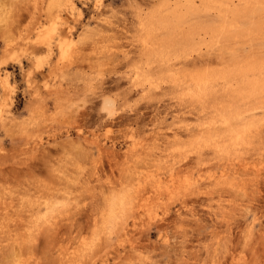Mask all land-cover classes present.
I'll return each mask as SVG.
<instances>
[{
  "label": "rangeland",
  "instance_id": "rangeland-1",
  "mask_svg": "<svg viewBox=\"0 0 264 264\" xmlns=\"http://www.w3.org/2000/svg\"><path fill=\"white\" fill-rule=\"evenodd\" d=\"M191 1L0 0V264H264V8Z\"/></svg>",
  "mask_w": 264,
  "mask_h": 264
},
{
  "label": "bare ground",
  "instance_id": "bare-ground-1",
  "mask_svg": "<svg viewBox=\"0 0 264 264\" xmlns=\"http://www.w3.org/2000/svg\"><path fill=\"white\" fill-rule=\"evenodd\" d=\"M201 1V0H200ZM227 1V0H226ZM225 1V2H226ZM194 1H191V0H175V2L174 3H171V0H164V2H163V8H166V10H167V12H168V16L169 17H171V19H170V24H176V23H179L180 21H183L185 18H186V16H188L189 14H191V13H195L196 12V7H195V4L193 3ZM209 1L208 0H202V3L203 4H206L207 5V3H208ZM211 2H213L212 0H211ZM218 2V1H217ZM216 2V4L218 5V3ZM220 2V1H219ZM229 2H232V0L230 1L229 0ZM228 2V3H229ZM236 2H237V0H236ZM202 3H200L199 2V4H201V7H202ZM214 3V2H213ZM232 3H234V2H232ZM238 3H240V5L241 6H235V4H234V6L235 7H233L232 5L231 6H226V7H224L225 5H221L220 3H219V6L221 5V6H223V8L224 9H227V10H229L227 13L225 12V11H223V12H225L227 15H229L230 17H228V19L230 18L231 19V17H232V24L230 25V24H228V27H229V25L230 26H232V29H233V27H235L236 29L237 28H239L240 26H242V25H245L247 22H248V20H249V18H250V16L249 15H253L254 16V14L253 13H250V14H248L247 13V10L248 9H251V10H253V11H256V10H258L259 8H264V0H238V2L236 3V4H238ZM223 4H226V3H223ZM230 4V3H229ZM196 5H197V3H196ZM209 5V4H208ZM263 5V6H262ZM220 6V7H221ZM199 8H200V6H198ZM206 7V6H205ZM205 7H203V8H205ZM209 7V6H208ZM207 7V8H208ZM215 7V6H214ZM220 7H218L217 9H219ZM212 9H213V7H211ZM211 8H209V9H211ZM223 9L221 8V11H222ZM202 11V10H201ZM210 11V13L212 12L211 10H209ZM214 11H215V9H214ZM204 13H205V11H203ZM202 12V13H203ZM219 13H220V10L218 11ZM217 12V13H218ZM209 13V12H208ZM222 13V12H221ZM258 13H260V12H258ZM198 14V13H197ZM224 14V13H223ZM226 14H224V16H226V18H227V15ZM262 14V13H261ZM201 15V14H200ZM223 16V15H222ZM258 17H260V16H258ZM221 19V18H220ZM233 20H234V24H233ZM155 21H157V22H159V19H156V18H154V17H152V18H150V22H149V24L151 25L152 23H154ZM168 22V21H167ZM183 23V22H182ZM224 23H226L225 21H224ZM164 24H166V22H164ZM164 24H162V25H164ZM170 24L169 23H167V27H169L170 26ZM189 24V23H188ZM255 24V23H254ZM262 25H264V24H262ZM247 26H249V25H247ZM246 26V27H247ZM171 27V26H170ZM178 27V26H177ZM211 27H213V26H211ZM221 27V26H220ZM244 27V26H243ZM246 27H244V28H246ZM195 28V27H194ZM225 28V27H224ZM242 28V27H241ZM240 28V29H241ZM248 28V27H247ZM229 29V28H228ZM213 30V29H212ZM230 30V29H229ZM253 30V29H252ZM261 30V28H259V30H257V31H260ZM54 31H55V28L53 27L52 28V31H49L48 32V34L46 35V39L47 40H45L46 41V43H47V50L49 51V52H52L53 51V44H52V34L54 33ZM58 31V37H57V40L56 41H58V44H57V46H59L60 48H62L63 47V44H65V41L63 40V36H64V30L62 29H60V30H57ZM224 31V29L222 30V32ZM235 31V30H234ZM205 32V31H204ZM216 32V31H215ZM226 32V31H225ZM213 32L211 31V34H212ZM230 33H231V31H230ZM258 33H260V32H258ZM188 34V33H187ZM207 34V36H211V35H208L209 33H205V35ZM219 34H221V33H219ZM219 34H218V37H219ZM226 35H228V33L226 34ZM213 36V35H212ZM254 36V35H253ZM260 36V35H259ZM263 36V35H262ZM229 37V36H228ZM192 38V37H191ZM212 38H214V37H212ZM217 38V37H216ZM223 38V37H222ZM227 38V37H226ZM225 38V41H224V39H223V42L222 43H224V42H226L227 41V39ZM230 38V37H229ZM250 38V37H249ZM45 39V38H44ZM236 39V38H235ZM183 40V39H182ZM216 40V39H215ZM220 40V39H219ZM218 40V41H219ZM233 40V39H232ZM221 41H222V39H221ZM188 42V41H187ZM183 43V42H182ZM226 43H230V42H226ZM225 43V44H226ZM149 44V43H148ZM218 44V43H217ZM154 45V44H153ZM192 45V44H191ZM40 46V45H39ZM190 46V45H189ZM152 47V46H151ZM186 48V47H185ZM188 48V47H187ZM164 50V49H163ZM162 50V51H163ZM188 50V49H187ZM229 50V49H228ZM234 51V50H233ZM235 51H236V49H235ZM232 52V51H231ZM165 53V52H164ZM169 53H171L169 50H168V54ZM163 54V53H162ZM177 54V53H176ZM160 55V54H159ZM167 55V54H166ZM191 55V54H190ZM5 56H6V54H5ZM171 56V55H170ZM176 56V55H175ZM178 56H180V54L178 55ZM192 56V55H191ZM235 57V60H233L234 62H233V64H240V63H242L241 61H240V59L237 57V54L236 55H234ZM161 57H163V56H160L159 57V59H160V61L162 60L163 61V59H161ZM183 57V56H182ZM187 57V56H186ZM190 57V56H189ZM188 57V58H189ZM14 58V57H13ZM173 59H174V57H173ZM172 59V60H173ZM175 59H176V57H175ZM147 60V59H146ZM166 60H168V57H167V59ZM243 60V59H242ZM170 60H168V62H169ZM177 61V60H176ZM180 61H182V60H180ZM185 61H187V58L185 59ZM184 61V62H185ZM247 61V60H246ZM156 62V61H155ZM178 62H179V60H178ZM6 63V62H5ZM151 63H154V62H151ZM245 63V62H244ZM260 63V62H259ZM230 64V63H229ZM246 64H247V62H246ZM1 65V64H0ZM167 65V64H166ZM226 65H228V64H226ZM169 66V65H168ZM175 66V65H174ZM246 65L245 64H243L242 65V67L240 66V68L239 69H235L234 70V68L232 69L233 71H238V72H240V74H242V73H244V72H247L248 70H250L251 71V73L253 74V80H252V82L251 83H249V84H247L246 86L248 87V92H247V94H250V95H253V96H255V98H256V101L258 102V104L259 105H256V106H258L257 107V109H259V110H264V92H262L263 90H264V62L262 63V64H258L256 61H254V63L252 64V66H250L249 68H248V70L247 69H245L244 67H245ZM227 67V66H226ZM233 67H238V66H236V65H233ZM224 69V68H223ZM150 70V69H149ZM223 71V70H222ZM2 69H1V67H0V79H1V81H0V85H1V88H2V90H3V92H4V94H5V92H6V94L4 95V97H6V95H7V91L9 90V87H10V83H9V81H8V77H5V76H3L2 77ZM143 72V71H142ZM146 72V71H145ZM148 72V71H147ZM207 72V71H206ZM205 72V73H206ZM231 73V72H230ZM5 75V74H4ZM193 75V74H192ZM228 75H230V74H228ZM258 75V76H257ZM194 76H195V74H194ZM232 76V75H231ZM244 76H246V75H244ZM239 77V76H238ZM251 77H252V75H251ZM231 78V77H230ZM193 79V78H192ZM234 80V79H233ZM244 80V79H243ZM231 81V80H230ZM232 82V81H231ZM230 82V83H231ZM192 83H193V85L196 87V89L200 92H208V90H209V88H210V85H209V80H208V78H197L196 80H192ZM236 83V82H235ZM232 85V84H231ZM242 85V84H241ZM229 86V85H228ZM225 87H226V84H225ZM230 88V87H229ZM245 88V86H243L242 88H240V90H239V92H244L243 91V89ZM246 89V88H245ZM240 94V93H239ZM7 98V97H6ZM5 100H7V99H5ZM3 101H4V99H3ZM255 101V100H254ZM4 104V102L2 103V105ZM255 107V106H254ZM227 119V118H226ZM227 121V120H226ZM245 125H247V123L245 124L244 123V126ZM262 134H263V132L262 131H260L259 132V135H260V137H262ZM233 137H235L236 139L238 138V136H237V134H235V135H231V138H233Z\"/></svg>",
  "mask_w": 264,
  "mask_h": 264
}]
</instances>
